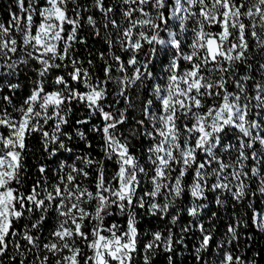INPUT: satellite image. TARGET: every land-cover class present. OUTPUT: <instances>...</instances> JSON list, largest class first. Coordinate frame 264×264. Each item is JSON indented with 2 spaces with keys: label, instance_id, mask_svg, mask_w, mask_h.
Listing matches in <instances>:
<instances>
[{
  "label": "snow or ice",
  "instance_id": "1",
  "mask_svg": "<svg viewBox=\"0 0 264 264\" xmlns=\"http://www.w3.org/2000/svg\"><path fill=\"white\" fill-rule=\"evenodd\" d=\"M13 2L0 22V264H176L193 238L197 264H250L238 253L242 229L264 234V0ZM74 104L87 116L65 131ZM33 134L46 162L28 186ZM152 218L164 227L142 233Z\"/></svg>",
  "mask_w": 264,
  "mask_h": 264
},
{
  "label": "trees",
  "instance_id": "2",
  "mask_svg": "<svg viewBox=\"0 0 264 264\" xmlns=\"http://www.w3.org/2000/svg\"><path fill=\"white\" fill-rule=\"evenodd\" d=\"M13 11L16 10L13 0H0V22H7L9 19V8ZM82 36H85L88 38V44L89 47L92 49H95L96 52L99 51H105L106 46L102 45V42H99L97 40L92 39L88 35V31H82L80 33ZM79 48V52L77 55L83 60L87 57V51L84 48L83 45H77ZM94 60V63H96L97 67H101L103 64V61L99 59L98 55H94L92 57ZM163 60H166L167 57H162ZM264 62V61H262ZM87 67V64H85ZM161 67V65H157V68L154 69L158 70ZM243 71V70H242ZM98 75H102V73H97ZM35 78V73L31 71L30 68H25L23 72L19 75V82L21 83L22 87L20 90L17 91L16 96L13 97V103L18 107L22 102L23 99L29 94V90L31 87V80ZM15 82V81H13ZM3 95H8V90L5 88ZM146 95V93H145ZM111 99V97L109 98ZM12 109L9 108V111ZM87 116V110L83 107V105H73V112L69 118V125L65 126V131H73V128L76 127L75 121L77 119H82ZM99 119L94 118L92 120V123H98ZM83 131L88 132V129L91 127V124L80 126ZM0 131H3L0 129ZM6 134V133H5ZM89 139L91 140L94 149L96 150L93 154L96 155L99 158L100 152H99V144L101 141L99 140V137L94 133H89ZM228 139H232L231 135H229ZM27 144L29 148L31 149L26 153V164L28 166L29 172H28V179H27V185L30 186L35 179L36 175V164L38 162L43 163L46 162V156L42 151V147L40 144V138L38 134H33L30 139L27 140ZM70 146L73 147L77 152H79L81 149L84 148V143L79 141L78 139H74ZM133 151H136L137 154H139L140 149H133ZM69 156L68 153H61L60 159L67 158ZM55 159V158H54ZM143 162V161H142ZM55 167L54 163L49 162V175H51V168ZM115 171V165L108 163L107 164V175L111 176L113 172ZM253 188H255V184H253ZM210 200L212 199L210 195ZM255 206L259 209L261 207H264V203H262L261 199L257 198L255 201ZM213 211H217L215 206H212ZM210 215V213H208ZM230 216H231V210L230 206L229 209H221L218 212V219L216 221H213L215 223L217 228V239L220 238V234L224 232L226 225L230 222ZM186 220L187 217H184ZM111 220H120L118 217H111L109 218V222ZM122 223L123 221L120 220ZM157 227L163 228L164 225L162 223H159L155 218H152L151 220L145 219L140 228L141 232L151 231L153 229H156ZM243 233H246L247 235H250L252 237L251 240L245 241V239L242 237L240 241V252L238 254H244L248 257V260L250 264H264V234L257 233L251 226H249L247 229L241 230ZM198 235V234H197ZM196 243L195 238L188 241V249L184 250L178 247L177 252L178 254L175 257L176 264H197V261L195 259V254L192 251L193 245ZM250 245L249 247L245 248V244ZM182 253V254H181ZM204 255L206 260L214 261L216 259V255L214 252V246L213 250H210L209 253H202ZM137 264H141V262L137 261ZM154 264H167L166 255L160 254L156 257Z\"/></svg>",
  "mask_w": 264,
  "mask_h": 264
}]
</instances>
